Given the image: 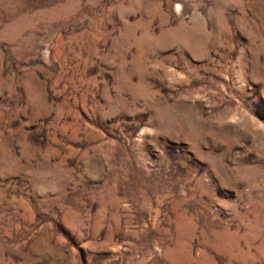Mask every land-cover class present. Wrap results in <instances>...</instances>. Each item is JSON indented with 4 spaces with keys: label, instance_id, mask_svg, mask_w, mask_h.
I'll list each match as a JSON object with an SVG mask.
<instances>
[{
    "label": "rangeland",
    "instance_id": "1",
    "mask_svg": "<svg viewBox=\"0 0 264 264\" xmlns=\"http://www.w3.org/2000/svg\"><path fill=\"white\" fill-rule=\"evenodd\" d=\"M0 264H264V0H0Z\"/></svg>",
    "mask_w": 264,
    "mask_h": 264
}]
</instances>
